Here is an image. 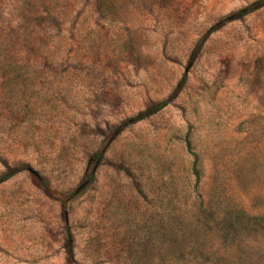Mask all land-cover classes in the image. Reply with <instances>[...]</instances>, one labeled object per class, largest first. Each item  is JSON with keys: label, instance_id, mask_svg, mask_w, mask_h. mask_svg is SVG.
I'll return each instance as SVG.
<instances>
[{"label": "rangeland", "instance_id": "1", "mask_svg": "<svg viewBox=\"0 0 264 264\" xmlns=\"http://www.w3.org/2000/svg\"><path fill=\"white\" fill-rule=\"evenodd\" d=\"M255 1L0 0V264H264Z\"/></svg>", "mask_w": 264, "mask_h": 264}, {"label": "trees", "instance_id": "2", "mask_svg": "<svg viewBox=\"0 0 264 264\" xmlns=\"http://www.w3.org/2000/svg\"><path fill=\"white\" fill-rule=\"evenodd\" d=\"M264 5V0H256L254 3H252L248 8H244L242 10H240L239 12H237L236 14H234V18H240L242 17L244 14L248 13V12H251L255 9H258L259 7L263 6ZM165 101L159 103L155 109H159L161 107H163L165 105ZM154 109V108H153ZM154 111V110H153ZM189 142H188V146H189ZM192 154L194 155V161H193V169H194V173H195V176L196 178H199V171L196 167V164H197V156L195 153L192 152ZM101 158H102V152H96L92 155L90 161L93 162V167L92 169L90 170L89 172V179H91L94 175V172L97 168V166L99 165L100 161H101ZM9 175V174H8ZM8 177V176H7ZM5 179V178H4ZM3 179V180H4ZM68 248H69V251L71 252L72 251V238L71 236H69L68 238Z\"/></svg>", "mask_w": 264, "mask_h": 264}]
</instances>
